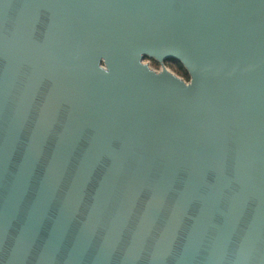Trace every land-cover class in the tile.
Returning a JSON list of instances; mask_svg holds the SVG:
<instances>
[{"label": "water", "instance_id": "obj_1", "mask_svg": "<svg viewBox=\"0 0 264 264\" xmlns=\"http://www.w3.org/2000/svg\"><path fill=\"white\" fill-rule=\"evenodd\" d=\"M0 264H264V0H0Z\"/></svg>", "mask_w": 264, "mask_h": 264}, {"label": "trees", "instance_id": "obj_2", "mask_svg": "<svg viewBox=\"0 0 264 264\" xmlns=\"http://www.w3.org/2000/svg\"><path fill=\"white\" fill-rule=\"evenodd\" d=\"M146 61H149L150 64L155 67V68H159L160 65L158 63H156L155 61L145 58ZM170 69H172L173 71H175V73L182 77L184 80L189 81V75L187 73V71L184 69V67L182 66V64L176 60H167L164 62Z\"/></svg>", "mask_w": 264, "mask_h": 264}, {"label": "rangeland", "instance_id": "obj_3", "mask_svg": "<svg viewBox=\"0 0 264 264\" xmlns=\"http://www.w3.org/2000/svg\"><path fill=\"white\" fill-rule=\"evenodd\" d=\"M145 62L148 63V64H150L149 61H146V60H145ZM150 65H151V64H150ZM151 66H152V65H151ZM165 66H166L171 72H173L174 74H176L175 71H173L172 69H170L166 64H165ZM152 67H153V66H152ZM153 68H154L156 71H159V70H160V67H159V68H155V67H153ZM176 75H177V74H176ZM179 77H180V76H179ZM181 78H182V77H181ZM185 81H186V80H185Z\"/></svg>", "mask_w": 264, "mask_h": 264}]
</instances>
